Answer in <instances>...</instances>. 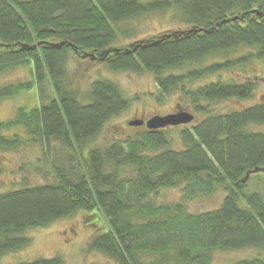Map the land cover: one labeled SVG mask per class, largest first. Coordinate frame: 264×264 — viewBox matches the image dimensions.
Instances as JSON below:
<instances>
[{
	"label": "trees",
	"instance_id": "1",
	"mask_svg": "<svg viewBox=\"0 0 264 264\" xmlns=\"http://www.w3.org/2000/svg\"><path fill=\"white\" fill-rule=\"evenodd\" d=\"M168 12L203 30L136 52L124 50L106 66L153 73L156 100L179 93L178 105L194 119L196 113L202 117L190 127L133 126L140 132L103 149L93 147L131 99L104 79L93 81L84 98L78 95L68 70L72 46L105 52L118 43L119 34H135L121 29L123 23ZM38 42L45 43L29 51L19 47ZM240 48L249 50L239 58L226 56ZM220 56L226 57L215 60ZM255 57L264 58V0H0V74L20 66L31 72L28 79L1 87L0 102L30 90L40 99L32 107H18L13 118L0 119V151L39 144L42 156L31 166L53 178L0 193V258L29 245L28 230L80 210L95 217L88 223L95 228L89 249L115 264H214L216 251L264 248V192L242 182L248 172L264 168V131L253 130L264 124V94L253 105L215 113L213 106L222 100L251 99L256 81L192 85ZM14 128L24 133L8 135ZM177 128L181 149L171 147L167 131ZM53 144L62 147L60 153ZM175 188L182 189L180 202L156 201L162 190ZM218 190L225 197L217 209L188 210L189 200ZM0 264L64 263L54 256ZM232 264H264V256Z\"/></svg>",
	"mask_w": 264,
	"mask_h": 264
},
{
	"label": "rangeland",
	"instance_id": "2",
	"mask_svg": "<svg viewBox=\"0 0 264 264\" xmlns=\"http://www.w3.org/2000/svg\"><path fill=\"white\" fill-rule=\"evenodd\" d=\"M120 26L121 29L132 28L135 34L129 36L119 34L117 47L131 45L139 40L158 38L168 32L190 28L179 16H173L171 12L141 16ZM248 50L247 48H240L237 51L229 52L226 56L229 59L239 58L245 55ZM226 56H220L215 60L224 59ZM208 62L209 60L206 63ZM68 70L71 78H73L71 81L73 89L77 88L78 95H81L82 98L88 93L91 81L104 79L115 82L125 96L131 99V104L125 111L106 123L103 127V141L101 142L100 139H97L95 141L97 145L93 147H101L103 149L119 138L139 133L138 129H134L133 126L128 124L132 119L149 118L154 114H167L186 109L178 105L182 101L179 93H172L169 98H165L162 101L156 100L159 88L156 76L150 72L113 71L104 63L91 64L90 60H82L74 56L73 53H71L68 60ZM29 77H31V72L27 66L10 69L0 74V88L26 80ZM216 80L236 81L238 83L252 80L256 81V88L254 96L249 100L232 98L216 103L213 106L215 113H226L258 103L262 100L264 94V58L255 57L245 65H237L233 69L197 79L192 85L198 87ZM34 90L37 93V90ZM30 92L31 90L1 101L0 119L8 120L13 118L18 107L29 108L36 105V103H40V99L38 101L37 96L33 95V92L28 94ZM196 117L199 119L202 116L196 113ZM197 119L193 123L186 125V127L196 123ZM180 128L167 130L171 136V147L175 149L184 147L180 137ZM253 130L264 131V124L253 126ZM15 132L24 133V130L23 128H14L7 133L11 135ZM53 148L57 153H60L62 147L53 144ZM39 156H42L41 147L36 143L18 150L0 151V193L25 185L32 186L52 181L53 178L49 173L38 172L31 166L32 163L38 160ZM46 169H48L47 165ZM256 174L247 180V188L249 187L251 191L264 192V172ZM224 197V191L218 190L210 197H197L189 200L187 207L192 213L211 211L221 205ZM181 200V188L162 190L156 198L158 203L180 202ZM93 219L95 217L89 216L88 211L80 210L73 216L58 219L48 226L28 230L26 235L31 238V243L24 248L2 256L0 263H15L30 261L38 257L60 256L64 264H115V261L110 256L89 249V242L95 228L88 223ZM259 255L264 256V248L249 247L234 251H216L213 255V263L232 264Z\"/></svg>",
	"mask_w": 264,
	"mask_h": 264
},
{
	"label": "water",
	"instance_id": "3",
	"mask_svg": "<svg viewBox=\"0 0 264 264\" xmlns=\"http://www.w3.org/2000/svg\"><path fill=\"white\" fill-rule=\"evenodd\" d=\"M251 13H257V14H262L258 9H253L251 10ZM227 20H224L223 22H219L216 24V26L218 25H222L224 22H226ZM215 26V27H216ZM203 29L201 28H195V27H192V28H188L187 30H178V31H173V32H168V33H165L163 35H161L160 37L158 38H154L153 42H150L152 41L151 39H148V40H140V41H137L133 44H131L130 48H128L126 50V53H132V52H136L140 47L142 48H145V47H148V46H151V45H155V44H158L160 43L162 40L164 39H168V38H171V37H178L180 35H184V36H187L188 34L192 33V32H195V31H202ZM205 31H208V30H205ZM45 42H38L36 44H33V45H30V44H26V43H21L19 44V47L23 50H34L36 49L38 46L44 44ZM54 46H58L57 44H53ZM120 49H108L106 50L104 53L105 54H109L110 52H119ZM192 120H194V115L192 113H190L189 111H186V110H182V111H179V112H176V113H172V114H167V115H164V116H161V115H155L153 117H151L146 125H147V128L148 129H151V130H158V129H161V128H165L167 126H179V125H183V124H187V123H190ZM144 121H131L130 122V125L132 126H141L143 125ZM258 172H264V168H257L255 169L254 171L252 172H248L245 176V178L242 180L243 182H245L248 177L250 176V174L252 173H258Z\"/></svg>",
	"mask_w": 264,
	"mask_h": 264
},
{
	"label": "flooded vegetation",
	"instance_id": "4",
	"mask_svg": "<svg viewBox=\"0 0 264 264\" xmlns=\"http://www.w3.org/2000/svg\"><path fill=\"white\" fill-rule=\"evenodd\" d=\"M112 45H113V47H111L112 49H116L117 48V49H120V51L119 52H110L109 54H105L104 51H103V47H93V48H88V49L87 48L86 49H81L80 47H73L72 46V48H73V54H74V56H77L78 58H81L82 60L83 59H86V60L88 59V60H90L91 64L92 63H99V62H101L102 64L104 63L105 65H107L106 64L107 62L113 60L114 54H120L122 52L125 53L124 50H127L128 48L131 47L130 45L117 47L116 46L117 43H114ZM130 49H132V48H130ZM96 80H99V79H95L94 82ZM92 82L93 81H91V83ZM82 103H86V101H82ZM172 113H176V112H170V113H167V114H172ZM167 114H154L153 116H155V115L164 116V115H167ZM153 116H151V117H153ZM151 117H149V118H146V117H143V118H135V119L130 120L129 122H131V121H141L142 120V121H144L143 125H141V126H134V127L141 128V129L142 128L143 129H147L146 123H147V121ZM195 120H196V115H195V119L193 120V122ZM130 126H132V125H130ZM180 126H182V125H180ZM168 127H170V126H168ZM100 135L103 136V129H102ZM102 141L103 140L101 139V142Z\"/></svg>",
	"mask_w": 264,
	"mask_h": 264
},
{
	"label": "bare ground",
	"instance_id": "5",
	"mask_svg": "<svg viewBox=\"0 0 264 264\" xmlns=\"http://www.w3.org/2000/svg\"><path fill=\"white\" fill-rule=\"evenodd\" d=\"M244 16H245V15H244ZM191 123H193V120H192L190 123L185 124V126H186V125H189V124H191ZM179 126H180V125H179ZM189 127H190V126H189ZM250 177H252V174H250V176L248 177V179H249ZM248 179H247V180H248ZM247 180H246L245 182H247ZM242 182H243V181H242Z\"/></svg>",
	"mask_w": 264,
	"mask_h": 264
}]
</instances>
